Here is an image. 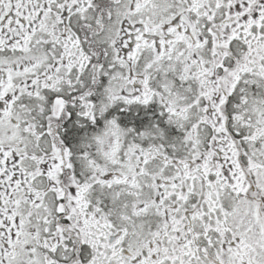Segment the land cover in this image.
<instances>
[{
	"label": "snow or ice",
	"instance_id": "6c2138e0",
	"mask_svg": "<svg viewBox=\"0 0 264 264\" xmlns=\"http://www.w3.org/2000/svg\"><path fill=\"white\" fill-rule=\"evenodd\" d=\"M0 264H264V0H0Z\"/></svg>",
	"mask_w": 264,
	"mask_h": 264
}]
</instances>
